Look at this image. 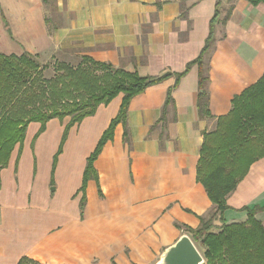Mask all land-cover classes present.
I'll list each match as a JSON object with an SVG mask.
<instances>
[{
    "label": "crops",
    "instance_id": "1",
    "mask_svg": "<svg viewBox=\"0 0 264 264\" xmlns=\"http://www.w3.org/2000/svg\"><path fill=\"white\" fill-rule=\"evenodd\" d=\"M230 6L203 56L210 116H199L197 64L172 89L163 122L174 76L133 96L125 124L115 126L93 162L97 180L87 181L82 210L78 189L86 158L116 116L122 94L69 129L54 166L70 117L48 120L34 140L40 124L27 125L20 154L16 143L0 168V264H17L23 256L41 264H154L186 227L197 228L214 212L196 179L203 133L264 73V4L0 0V53L28 54L41 66L87 57L139 76L181 73L198 57L215 8L221 19ZM226 203L227 223L246 220L242 207L264 205V157L249 166ZM255 218L264 224V210Z\"/></svg>",
    "mask_w": 264,
    "mask_h": 264
},
{
    "label": "trees",
    "instance_id": "2",
    "mask_svg": "<svg viewBox=\"0 0 264 264\" xmlns=\"http://www.w3.org/2000/svg\"><path fill=\"white\" fill-rule=\"evenodd\" d=\"M246 1L252 5L264 4V0ZM231 9L230 6L220 19L215 8L209 21L208 35L198 57L188 63L181 73L165 72L159 76H139L136 72H126L110 64L82 57L76 67L61 63L55 75L46 79L43 76L46 67L41 66L33 56L0 53V168L6 165L16 143H19L20 154L25 129L30 122L40 124L34 140L45 130L48 120L52 118L62 120L69 116L58 150L53 156L54 166L69 129L79 124L85 117L93 115L98 105L107 104L115 96L122 94L116 116L110 120L93 151L86 158L81 186L78 189L82 210L87 181L97 180L93 162L103 145L112 139L115 126L118 123L125 124L128 104L133 96L174 76L175 84L166 91L159 118V121L163 122L164 112L173 104L172 89L189 67L197 64L200 90L197 98L198 112L199 116H210L208 96L204 90L207 77L203 56L215 40V25L219 22L224 24L230 16ZM98 70L101 73H98ZM124 137L126 138V133ZM262 157H264V73L256 83L232 98L231 109L226 115L217 117L213 130L203 133L196 179L204 187L214 206V212L207 218H200L197 228H185L193 243L200 245L203 264H264V224L255 218L258 212L264 210V205L242 207L241 210L247 215L244 222L227 223L224 218V213L228 209L227 195L246 175L249 166ZM98 192L101 194L99 188ZM214 219L219 225L213 224ZM17 264L41 263L23 256Z\"/></svg>",
    "mask_w": 264,
    "mask_h": 264
},
{
    "label": "water",
    "instance_id": "3",
    "mask_svg": "<svg viewBox=\"0 0 264 264\" xmlns=\"http://www.w3.org/2000/svg\"><path fill=\"white\" fill-rule=\"evenodd\" d=\"M204 258L187 234L167 246L154 264H203Z\"/></svg>",
    "mask_w": 264,
    "mask_h": 264
},
{
    "label": "rangeland",
    "instance_id": "4",
    "mask_svg": "<svg viewBox=\"0 0 264 264\" xmlns=\"http://www.w3.org/2000/svg\"><path fill=\"white\" fill-rule=\"evenodd\" d=\"M80 62H81V60H78V59H76V60H74V59H65V60L55 59V60H52V59H50L49 61H47L45 64L42 65V66L46 67L44 72H43V76L46 79L52 78L55 75V73L57 72V68L61 65V63H65L71 67H76ZM98 73H101V72H99V70H98ZM52 187H54V186L51 185L49 189H51ZM64 188L59 189L57 195L62 196L66 190ZM195 246L197 247V249L200 252H202V249L198 243H195Z\"/></svg>",
    "mask_w": 264,
    "mask_h": 264
}]
</instances>
